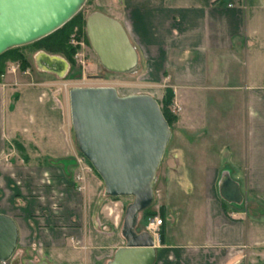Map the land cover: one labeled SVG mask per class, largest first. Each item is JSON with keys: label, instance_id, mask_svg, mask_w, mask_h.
I'll return each instance as SVG.
<instances>
[{"label": "crops", "instance_id": "0c3cea01", "mask_svg": "<svg viewBox=\"0 0 264 264\" xmlns=\"http://www.w3.org/2000/svg\"><path fill=\"white\" fill-rule=\"evenodd\" d=\"M97 1L126 29L146 93L162 98L152 88L162 85L179 101L159 182L164 237L154 239V264L252 260L264 251V181L252 178L264 174V0ZM11 80L0 82V158L20 139L42 159L30 165L27 154L18 173L0 159V213L17 224L19 264H107L125 245L110 216L117 204L94 171L84 194L76 190L78 154L64 138L55 95ZM224 90L234 94L229 103L203 95Z\"/></svg>", "mask_w": 264, "mask_h": 264}, {"label": "water", "instance_id": "95a60500", "mask_svg": "<svg viewBox=\"0 0 264 264\" xmlns=\"http://www.w3.org/2000/svg\"><path fill=\"white\" fill-rule=\"evenodd\" d=\"M85 1L0 0V55L56 31ZM84 29L105 70L116 74L136 70L135 47L118 20L94 11L86 17ZM36 63L59 75L68 66L66 60L45 52L38 53ZM69 109L75 147L102 180L104 194L132 197L121 226L125 245L107 264H154L155 240L136 227L140 213L154 202L156 173L171 137L157 100L149 94L121 96L111 86L72 87ZM17 242L16 222L0 213V264H19Z\"/></svg>", "mask_w": 264, "mask_h": 264}, {"label": "rangeland", "instance_id": "374dc122", "mask_svg": "<svg viewBox=\"0 0 264 264\" xmlns=\"http://www.w3.org/2000/svg\"><path fill=\"white\" fill-rule=\"evenodd\" d=\"M102 9L101 4H98L97 0H86L84 5L81 7V9L78 11V13L81 14V16L86 19V17L91 14L94 11H100ZM100 12H103L101 10ZM76 15V14H75ZM85 27V26H84ZM83 27V34L78 35L76 30L70 35L69 37V45L76 47V53L79 52L82 55V61L83 63L77 61L74 57V65H71L66 58L59 53H48L44 49H38L34 46L27 44L24 46L19 47V51L23 53L25 56L27 62L29 63V67L26 71H22L19 68L18 62H7V66L5 69V74L2 77V80L11 83L14 79L15 83H20L21 86L24 87H37V88H44L47 89V91H51L57 100V103L59 107L62 110V119H63V130L65 132V140L67 142V145H69L73 151H75L77 156H81L78 152V150L75 147V141L73 137V132L71 128V119H70V109H69V90L72 87H96V86H111L114 87L117 91V93L121 96L128 95V94H147L146 91L149 89V81L147 78L142 77V68L143 66H139L136 71L127 73V74H116V73H107L102 66L100 65L95 53L92 51L89 43L86 41V35H85V29ZM75 39L77 42L83 43L82 45H72L70 44L71 39ZM32 44V43H31ZM39 52H45L50 55H56L64 60H66L68 66L66 67L65 71L62 73V75H59L58 73L54 72H47L39 69L37 67L36 58ZM12 68L15 70L12 71ZM95 75H102L101 78L94 77ZM9 77V79H7ZM14 77V78H12ZM6 79V80H5ZM11 81V82H10ZM19 81V82H17ZM167 85V84H166ZM152 88L158 89V90H164L165 88L162 87V85H155ZM205 98L209 101L210 99H214L218 102H221L223 104L229 103V100L232 101V98L234 99L233 92H229L227 90H224L222 92H216V93H209L206 92L203 94ZM236 95V94H235ZM164 96V95H163ZM241 102H244V98L246 97V93L242 90L241 94ZM237 98V96H235ZM162 98H157V102L159 103V106L161 107ZM170 113L175 115L177 117L180 107H179V101L174 99V94L172 98V102L168 107ZM224 114H226V119L232 120L233 118H237V112L238 111H223ZM48 116H50L48 112ZM175 123V122H174ZM173 127V125H172ZM171 127V128H172ZM20 142H22L19 139ZM26 151L20 152L17 148H15L12 144V141L6 143L5 145V155L1 156V160H8L13 166L16 168L15 172H19L16 170H19V167H22L24 163L22 161L23 156H26L27 154L30 155V161L29 164H41V158L40 156H37V152L33 147H30V145L25 144ZM170 149V148H169ZM167 147L164 152L163 158L160 162V165L158 167L157 173H156V183L154 186V202L150 206L152 210L158 211V205L162 202L163 197V190H160V180H162L163 177V167L164 162L166 160L167 155ZM87 160H84L83 163V180L80 183L75 182V188L76 190L83 195L85 190V183L87 182V175L91 172L92 168L89 166V164L86 162ZM28 165V164H27ZM81 168L77 165L73 168L72 172L73 174H79ZM74 175V177H75ZM253 182L255 184H259L260 182L264 181V174H258L255 173L252 175ZM245 179V176H244ZM75 181V178H74ZM241 182L244 184V181L241 180ZM160 190V191H159ZM112 202L117 204V207H112L111 204V218L114 219L115 223L118 225H122L123 216L125 207L131 203L132 197L129 196H121L118 198L111 197ZM149 207V208H150ZM121 208V209H120ZM119 212V214H118ZM144 212V211H143ZM143 212L139 215V220L137 223L136 229L141 228V221L143 220ZM160 216L159 214H156ZM161 217V216H160ZM94 224L96 227L98 222L97 219L94 218ZM143 229V228H142ZM144 230V229H143ZM16 250V255H17ZM252 260L243 259L242 264H264V251L256 250L253 255H251Z\"/></svg>", "mask_w": 264, "mask_h": 264}, {"label": "trees", "instance_id": "16d2710c", "mask_svg": "<svg viewBox=\"0 0 264 264\" xmlns=\"http://www.w3.org/2000/svg\"><path fill=\"white\" fill-rule=\"evenodd\" d=\"M84 26H85V19L81 16L80 13H77L68 22H66L62 27H60L56 31L52 32L51 34L47 35L46 37H44L38 41L33 42L30 45H32L38 49H44L48 53H51V54H54V53L62 54L71 65H74V58L73 57H74V54L76 53L77 49H76V47L69 45V42H68L69 37L74 32V30H76V32L79 36L82 35ZM86 41L88 43L87 38H86ZM9 61L18 62L19 68L22 71H26L29 67V63L27 62L23 53H21L19 51V47H15V48H12V49L5 51L4 53H2L0 55V82L2 80L3 75L5 74L7 62H9ZM173 94H174L173 90L170 87H166L164 89V96H163L161 107H160L161 112H162L165 120L167 121L170 129H171L172 125L174 124V122H176V116L173 115L172 113H170V111L168 109L169 105L172 102ZM12 144L15 148L18 149V151L24 152L23 146L19 143V141L17 139H13ZM23 158L27 159L26 156H23ZM86 162L89 164L88 161H86ZM89 166L91 167L90 164H89ZM92 170H93V168H92ZM113 198L116 199L118 197H113ZM223 202L225 203V201H223ZM222 207H223V210L226 212V210H225L226 208H225V205L223 203H222ZM156 214H159L162 218V221H164L165 213H164L163 208L160 207L159 211L157 213L156 211H153L150 207L143 212L144 226H145L147 218L154 216ZM162 226H163V224H162ZM162 226L160 228V233H159L160 242H163V237H164Z\"/></svg>", "mask_w": 264, "mask_h": 264}, {"label": "built area", "instance_id": "2783aa9c", "mask_svg": "<svg viewBox=\"0 0 264 264\" xmlns=\"http://www.w3.org/2000/svg\"><path fill=\"white\" fill-rule=\"evenodd\" d=\"M70 44L72 45H82L83 43H80V42H77L75 39H71L70 41ZM82 55L81 53L77 52L75 54V59L81 63H83L82 61ZM15 69L12 68V71H14ZM84 160L85 158L81 155V156H76L75 158V162L76 164L81 168L79 174H76L75 175V181L76 183H80L82 182L83 180V170H84V167H83V163H84ZM163 224V221H162V218L158 215H154V216H151V217H148L147 220H146V223H145V230L154 238V239H159V233H160V228Z\"/></svg>", "mask_w": 264, "mask_h": 264}, {"label": "flooded vegetation", "instance_id": "af4514ba", "mask_svg": "<svg viewBox=\"0 0 264 264\" xmlns=\"http://www.w3.org/2000/svg\"><path fill=\"white\" fill-rule=\"evenodd\" d=\"M103 68V67H102ZM104 69V68H103ZM105 70V69H104ZM108 74L109 73H111V72H108L107 70H105ZM94 77H96V78H101L102 77V75H95Z\"/></svg>", "mask_w": 264, "mask_h": 264}]
</instances>
